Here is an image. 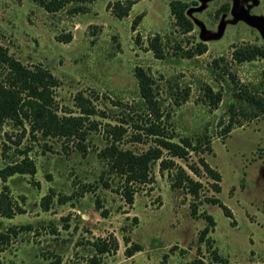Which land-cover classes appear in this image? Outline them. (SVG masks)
<instances>
[{
    "label": "rangeland",
    "instance_id": "374dc122",
    "mask_svg": "<svg viewBox=\"0 0 264 264\" xmlns=\"http://www.w3.org/2000/svg\"><path fill=\"white\" fill-rule=\"evenodd\" d=\"M110 1L92 0L85 11L73 13L69 3L48 12L36 0H0V44L20 63L40 64L57 78L58 113L77 112V92L97 110L89 116L96 127L82 141L85 150L75 141L31 136L26 125L0 123V168L21 153L35 167L32 175L6 179L11 203L22 212L0 216V231L17 230L0 252V264H90L92 256L99 264H264V113L242 120L239 111L248 108L236 98L241 86L260 88L264 58L233 56L245 44L264 48V0H180L192 23L187 33L173 24L170 0H138L121 19L106 7ZM154 35L160 58L147 46ZM198 42L206 50L188 57L186 51ZM136 67L151 79L150 102L139 93ZM207 87L220 95L214 106L205 96ZM230 118L241 119V125L224 132ZM152 125L175 142L188 137L199 148L209 142L210 151L173 158L201 183L197 197L173 187L174 170H159L156 161L152 181L134 185L127 203L122 177L108 170L98 151L110 142L112 128L121 133L116 144L122 149L140 153L153 147L159 136L147 131ZM198 157L219 173L218 192ZM46 194L50 200L43 210ZM212 197L230 217L205 200ZM95 198L104 217L94 208ZM206 214L213 225L198 239ZM101 240L116 241L117 249L99 254L94 244ZM134 246L138 249L127 257L125 248Z\"/></svg>",
    "mask_w": 264,
    "mask_h": 264
},
{
    "label": "trees",
    "instance_id": "16d2710c",
    "mask_svg": "<svg viewBox=\"0 0 264 264\" xmlns=\"http://www.w3.org/2000/svg\"><path fill=\"white\" fill-rule=\"evenodd\" d=\"M36 1L48 12L58 11L69 3L72 4V12L78 13L85 11V4L92 0ZM137 1L113 0L107 2L106 7L115 18L121 19L127 16L131 6ZM186 7L187 3L180 0H170L168 2L172 22L182 33H187L192 29V23L185 15ZM140 17L141 14H138L132 20L130 26L132 30L139 22ZM69 37L67 35L66 40ZM147 46L155 57L160 58L162 56L160 41L157 35L148 40ZM205 50V45L198 42L190 50L186 51V55L189 57L194 54H201ZM233 53L237 61L264 58V48L254 44H245L235 49ZM134 74L138 82L141 97H143L144 101L150 102L152 97L151 79L139 67L134 69ZM261 77L262 80L258 90L250 91L246 87L241 86L236 92V98L241 101L245 108H248V111H239L242 115V120L255 118L259 114L264 113V69L261 70ZM58 84L57 78L46 67L40 64L26 66L9 54L7 49L0 44V123L4 120H9L15 126H20L23 129L24 125H26L27 131L31 136L39 133L42 137L61 139L65 142L75 141L78 148L85 150L82 141L86 138L87 133L96 127L95 121L89 119V116L95 114L97 110L88 97H85L81 92H77L73 96L77 112L71 113L65 111L58 113L54 99V89ZM205 96L209 98V104L213 106L220 98L219 93H213L208 87L205 89ZM240 120L238 118H230L224 127V132H228L230 126L234 124L241 125ZM156 127L152 125L147 129L150 134L159 136L156 137V145L140 153L118 147L116 141L120 139L121 133L113 128L110 131L112 136L110 142L98 151V156L106 160L108 170L122 177V192L127 203H131L132 201V193L135 190L134 185L152 181L150 167L156 161H158L159 170H174L173 187L184 188L193 197H197L198 195L201 183L192 179L182 167L174 162L173 158L184 159L190 151H210L209 142L206 140L203 148H199V145L193 144L188 137H181L178 139V142H175L171 140V135L166 130ZM21 154L22 157L19 160L10 161L0 168L1 217L11 218L14 214L22 212L19 207L11 203L8 195V185L6 184L7 177L15 173L32 175L35 172L33 161L25 153ZM197 161L201 166V170L213 180L211 183L212 190L218 192L220 189L218 184L220 180L219 173L210 167L202 157H198ZM189 170L194 174H198L196 168L189 167ZM49 200L50 194L42 197L41 206L43 210L47 209ZM205 200L219 206L225 216H231V211L217 198L212 197ZM189 206L190 214L194 215L196 213V203L192 202ZM100 207L98 198H95L94 208L99 210V214L104 217L106 210L100 209ZM204 218L207 225L199 232L198 239H202L207 233L208 227L213 225L211 215L206 214ZM23 228L21 225L18 227V230L20 231ZM11 232L12 234H16L17 230L14 227H9L5 231H0V252L3 251L5 245L8 243ZM94 247L100 254L111 250L115 251L117 243L112 240L106 244V241L101 240V242L94 244ZM137 249V246L133 248L126 247L124 252L129 257ZM214 258H217L215 253ZM89 263L99 264L95 256L89 258Z\"/></svg>",
    "mask_w": 264,
    "mask_h": 264
}]
</instances>
